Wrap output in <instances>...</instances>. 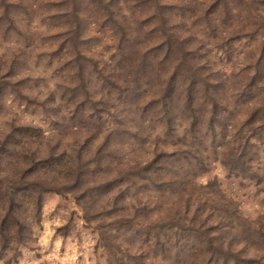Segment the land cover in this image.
Wrapping results in <instances>:
<instances>
[{
  "label": "rangeland",
  "instance_id": "1",
  "mask_svg": "<svg viewBox=\"0 0 264 264\" xmlns=\"http://www.w3.org/2000/svg\"><path fill=\"white\" fill-rule=\"evenodd\" d=\"M217 1L0 0V196L17 195L16 216L0 200V264H264V129L245 138L250 106L227 77L264 47V1L234 0L242 20ZM205 76L233 109L219 108L222 121ZM168 81L166 126L150 101ZM188 85L193 128L177 99ZM154 143L158 165L169 161L159 186L119 174L147 166ZM216 224L224 234L209 244Z\"/></svg>",
  "mask_w": 264,
  "mask_h": 264
},
{
  "label": "trees",
  "instance_id": "2",
  "mask_svg": "<svg viewBox=\"0 0 264 264\" xmlns=\"http://www.w3.org/2000/svg\"><path fill=\"white\" fill-rule=\"evenodd\" d=\"M150 1V0H149ZM157 1V0H156ZM238 1V0H237ZM252 1V0H249ZM247 2L246 5V10H249V4H251L250 2ZM264 1V0H263ZM159 2V1H158ZM161 7H165L166 4L164 3H160ZM216 4L221 6V11L223 12L224 18H233L231 14V12H236L237 16L239 19L242 20V13H246L243 10H239L236 9L235 5H234V0H219L216 2ZM245 24H243V27L240 29H247V30H252L251 25H249V20L247 22V19H244ZM264 22V20H263ZM233 25V23L231 24V26ZM237 26L234 25L233 27ZM261 43V42H260ZM260 43H258L257 45L251 47L248 49V51H246L244 53V59L240 62V65L242 64L241 67L239 68H233L231 73L227 76L229 77V80H232L234 77H239L242 79V85L240 87V89L238 88L234 90H237V95H236V100H240L241 105H245V106H250L249 108L245 109V119L243 121H241L239 127L243 124H250V132L248 135L245 136V138L247 139V137H251V136H260L263 137V135L261 133H259V135H256L255 132H261L260 129H264V47L260 46ZM126 81V80H125ZM228 81V80H226ZM191 81L189 80V85H190ZM188 85V87H186V90L183 91L184 95H182L181 99L178 96L177 99L179 101H181V105H180V110L182 109V111L184 110L185 113H187V121L188 124L190 125L191 128H193V126L196 124L197 122V118L199 116V103H195L194 102V97L193 94L191 92V88ZM202 88L204 89V92L206 94V96L209 97L211 103V107H210V115H211V119H216L219 118L218 121H222L224 120L223 117L221 116L222 114L218 111L219 108H221V110H225L224 112H227L228 115H231L233 113V109L232 108H224V107H219V105H221V103H219L218 98L216 97V91L218 90V83L214 85V87L211 86V80L209 78V76H205L203 79V84H202ZM233 86H229V90L232 91ZM232 91V92H236V91ZM210 91V93H209ZM155 96L158 97V99H152L150 101V103H155L156 106L160 105L161 108V114L159 115L160 117L162 116V119H165L166 122V126L171 124V118L169 116V114L171 113V101L172 98L176 97V93H174V89L172 86V83L168 81V83L164 86H160L158 91H156ZM183 101V103H182ZM155 115H157V113L155 112ZM229 117V116H228ZM225 125V123H224ZM119 126V125H118ZM122 127V126H119ZM235 129H238V127H235ZM241 138H243V136H240ZM182 146H191L190 144H186V143H181ZM158 144H153V147L151 149V151L148 153L150 155L149 159L146 161V165L144 166H140L138 164H136L135 168H131L128 165L125 166V168L120 169V173L119 174H126L127 172H136L137 177H139V175L141 176V178H147L149 181L157 183L161 173L163 171V164H167L169 163V161H164L162 164L158 165V163L156 162L155 157H153V155L156 154V150H158ZM55 154V153H54ZM54 154L50 155V158L54 156ZM173 154V153H172ZM242 154V153H241ZM241 154L238 155L239 158H241ZM64 168V165H61L59 167L58 170L56 169H51L52 171H54V173L56 174L57 178L51 177L52 179H50V183L49 184H55L57 182H59V179L61 180L62 177L59 176L62 174V170ZM69 170H71L69 168ZM147 176V177H146ZM85 181L82 180V182ZM124 182H127L126 180H124ZM35 184L36 185H39ZM157 185L159 186L160 184L157 183ZM53 189H49V190H54L56 191L57 189L54 187H51ZM76 188V187H74ZM59 192V191H57ZM4 196H7V200H8V208L6 211V215H10L13 214V212H15V202H16V193L11 192L10 190H4L3 193L0 196V200L2 199V201L4 200ZM21 203H19L20 205ZM38 205V201H36V206ZM149 206H146L145 209L148 210ZM177 214V213H176ZM174 214V215H176ZM16 216V215H14ZM175 217V216H174ZM17 218V217H16ZM183 219V218H182ZM229 222L226 221L222 226L228 225V232H231L234 229H237L236 226H233L232 223L234 222L233 217L229 216L228 217ZM20 224V223H19ZM18 224V225H19ZM185 224V223H183ZM4 225V230L5 232H9L11 230V226H6V223L3 222ZM215 228H219L218 224L215 225V227L211 226V225H207L206 229L203 230V234L205 236V238L207 239V242L209 244H212L213 240H216L215 238H219L218 234H224V232H222L221 230H216ZM18 233L20 235H22V231L20 229V225L18 227ZM190 230V228H189ZM191 231H193V227L191 229ZM198 232V231H197ZM214 232L215 235L213 234ZM4 234V232H3ZM211 234V236H210ZM223 236V235H222ZM249 235H244L243 237H241V240L245 243H248L249 241ZM4 242H8L10 240V238H6L3 239ZM217 244L221 245L220 242H218ZM214 250V249H213ZM182 251H184V248H182ZM216 253H218V251L214 250ZM214 253V252H213ZM186 256H189V250L185 252Z\"/></svg>",
  "mask_w": 264,
  "mask_h": 264
}]
</instances>
